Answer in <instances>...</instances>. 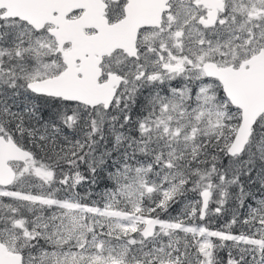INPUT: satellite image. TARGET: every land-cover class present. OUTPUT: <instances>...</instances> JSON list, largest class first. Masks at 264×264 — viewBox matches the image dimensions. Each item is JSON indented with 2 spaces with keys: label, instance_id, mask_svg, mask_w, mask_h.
Segmentation results:
<instances>
[{
  "label": "snow or ice",
  "instance_id": "obj_1",
  "mask_svg": "<svg viewBox=\"0 0 264 264\" xmlns=\"http://www.w3.org/2000/svg\"><path fill=\"white\" fill-rule=\"evenodd\" d=\"M0 264H264V0H0Z\"/></svg>",
  "mask_w": 264,
  "mask_h": 264
},
{
  "label": "rangeland",
  "instance_id": "obj_2",
  "mask_svg": "<svg viewBox=\"0 0 264 264\" xmlns=\"http://www.w3.org/2000/svg\"><path fill=\"white\" fill-rule=\"evenodd\" d=\"M110 184V182L106 179V177H101L98 180V184L96 186H94V191L95 192H100L102 190H104V188L106 186H108ZM175 214V213H173Z\"/></svg>",
  "mask_w": 264,
  "mask_h": 264
}]
</instances>
